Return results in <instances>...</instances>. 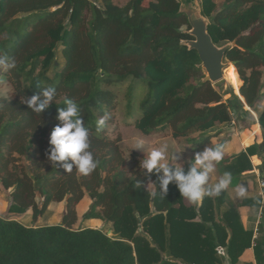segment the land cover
Here are the masks:
<instances>
[{"label":"trees","instance_id":"1","mask_svg":"<svg viewBox=\"0 0 264 264\" xmlns=\"http://www.w3.org/2000/svg\"><path fill=\"white\" fill-rule=\"evenodd\" d=\"M199 1L213 43L236 40L225 56L234 63L228 76L255 111L264 105V0ZM179 8L178 0H0V64L12 90L0 98V192L13 215L36 218L65 203L59 225L0 216V264H222L219 247L237 264L252 243L256 264L264 263V237L253 240L233 205L221 210L222 190L213 198L206 188L197 204L203 176L192 162L162 170L137 152L126 157L120 137L108 134L124 103L123 124L145 137L169 131L188 153L221 151L211 145L213 129L232 112L239 118L242 103L223 102L231 91L202 83L197 53L180 44L192 38ZM258 124L264 139V111ZM247 143L214 161L229 188L264 150ZM85 199L83 220L110 224L112 236L73 229ZM239 206L261 208L262 200Z\"/></svg>","mask_w":264,"mask_h":264},{"label":"rangeland","instance_id":"2","mask_svg":"<svg viewBox=\"0 0 264 264\" xmlns=\"http://www.w3.org/2000/svg\"><path fill=\"white\" fill-rule=\"evenodd\" d=\"M113 2L117 6H123L128 2V0H113ZM150 2L151 0H143V5H148ZM215 2L219 3L220 0H215ZM183 30H185V28H183ZM225 62H229V61L225 60ZM4 72H5V66L0 64V98L9 96L12 91L10 85L4 82L2 79V74ZM202 73L204 75L203 70ZM224 73L227 76L229 70L225 69ZM233 77L234 76H231L230 80H226V77L224 76V80L215 85L217 88L221 89V92L223 94L226 92L230 93V91L232 92L231 94L224 95L223 102L234 100L235 97L239 99V97L235 94L232 86ZM241 86H242V82L240 87ZM111 90L113 91V89ZM125 90L126 87H123L121 90L117 91L118 101H122ZM238 94H239V90H238ZM123 106L124 103L119 104L116 109V114L114 116L115 119L113 122L115 123L116 121V123L113 125L109 124L107 127H108V134L111 138L120 137L119 145L121 151L124 153L126 157L129 151L137 152L141 155L146 156L154 166L162 170H167L169 168L180 169L191 162L194 165L198 163V169L201 171L203 177L206 176L208 178L212 176L211 167L213 165V160L215 158V155L211 154L210 152L198 156L193 153H188L184 149V141L183 140L176 141L171 139L169 131L152 137H145L141 135L131 125L127 123H126L127 125L123 124V121L125 119L123 118V113H124ZM247 107H245L242 103V110L247 111L253 117V121L251 118L247 116V118L245 117L244 119H242L241 122H238V120L236 119L237 117H235L234 112H232L230 116V119L232 121L230 120V122L228 123L218 124L219 125L218 128L220 129L221 132V135L218 139H220L223 143L226 142L225 144H227L231 139L236 137L238 141H240L241 138L244 147H247L248 144L247 142H251L248 139L249 137L257 136L258 140H261V136L259 135V127L257 125L255 127L253 126L255 118L256 120L258 119L260 108L256 109L255 111H252L251 108L249 107L247 108ZM248 130L251 131V135L249 137L247 135ZM213 142L218 143L219 140L215 139ZM245 143L247 144L245 145ZM261 154H264V152H262ZM253 163L258 164L259 162L257 159H254ZM253 184H254V188L257 189L258 181H254ZM208 186L207 188L211 190V188ZM200 190H202V188H200ZM252 191L255 190L253 189V187H251V185H248V183L246 187L243 188L244 194L247 192L248 194H250L252 193ZM37 202L40 203L41 202L40 199H38ZM89 206H90V202L85 199L76 207L77 222L73 225V229L95 228L101 230L108 236H112V229L110 224L103 223L100 220H88V221L83 220V216L87 212ZM8 209H9L8 192H0L1 217L6 219H14L20 222L25 227H43V226L59 225L61 223V218L65 209V203L63 202V203L51 204L44 214L39 215L36 218L33 216L30 210L22 215H13L8 213Z\"/></svg>","mask_w":264,"mask_h":264},{"label":"crops","instance_id":"3","mask_svg":"<svg viewBox=\"0 0 264 264\" xmlns=\"http://www.w3.org/2000/svg\"><path fill=\"white\" fill-rule=\"evenodd\" d=\"M240 99V98H239ZM241 103H243V105L245 107H247V105L244 103V100H241ZM248 108V107H247ZM259 114H261L264 111V105L259 107ZM242 112H247V111H243ZM252 113V112H251ZM239 118H236L238 120V122H241L242 119H244L242 117L243 113H240L239 111ZM232 121V120H231ZM254 127L257 125L259 127V135L261 136V142H258V138L256 136V138L253 140V144H258V145H264V139L261 133V128L258 124V119L254 120L253 123ZM234 125V124H233ZM219 125H217L213 130L218 132L219 135L215 138L217 140H219L218 143H214L213 141L215 139H213L211 141V145L213 147L218 148L219 146H222L221 151L219 152V154L217 155L219 156H234L239 154L240 152L244 151L246 148L248 147H244L243 142L238 141V139L235 137L233 139H231L229 141V143L225 144L223 143L220 139H218L221 135L220 129L218 128ZM250 130H248L247 135L249 133ZM251 137H249L248 139L250 140ZM249 144V143H248ZM246 145V143H245ZM211 153V149L205 150L203 152H200L198 154L195 155H201L204 153ZM264 152V150L261 148L259 150V153ZM212 154V153H211ZM210 155V154H209ZM217 156H215L214 160H213V165L211 167V172H212V176L210 177H206L204 176L199 183L198 186V192H197V204L199 205L201 202V198L205 192V189L208 187L211 188L212 191V197L215 198V190H222L223 191V198H222V205H221V210L224 211L226 209H228L229 205H233L235 206V209L240 217V223L242 225V227L244 228V230H252L253 231V240H256L259 237H264V194H263V190L262 187L264 186V173H263V160H264V154L260 155V158L258 156H253L250 157V162L251 165L253 167V170L251 172L248 173H244L242 176L243 178L241 179V181L238 183L237 186L235 187H228L227 186V181L225 178H219L218 175L215 172V166H214V161L216 160ZM261 156H263V159H261ZM257 159L258 160V164H254L253 160ZM195 167L198 169V163L195 165ZM254 181H258V187L257 189L254 188ZM262 184H261V183ZM251 185V187H253V189L255 191H252V193L248 194L243 192V188L246 187V185ZM200 188H202V190H200ZM256 195V197H255ZM250 198H259L262 200V207L261 208H255V207H240L239 203L245 199H250ZM217 218H218V214H217ZM97 222V221H96ZM91 223V222H90ZM95 223V222H94ZM95 229V228H93ZM253 245L254 243L251 244V248L246 250L242 256L239 258L238 263L237 264H256V260H255V254H254V249H253ZM222 251L221 254H219V258H221L222 260V264H230L229 259L225 253V250L222 247H219ZM264 256V255H263ZM264 264V263H263Z\"/></svg>","mask_w":264,"mask_h":264},{"label":"water","instance_id":"4","mask_svg":"<svg viewBox=\"0 0 264 264\" xmlns=\"http://www.w3.org/2000/svg\"><path fill=\"white\" fill-rule=\"evenodd\" d=\"M179 12L186 16L190 29L186 31L191 40L181 41V45L189 51H195L199 57V67L204 71L202 83L216 85L224 80V70L232 62H225L228 50L236 46V40L222 46L213 43L208 33L209 19L202 14L201 3L198 0H178ZM240 113H243L240 111Z\"/></svg>","mask_w":264,"mask_h":264},{"label":"bare ground","instance_id":"5","mask_svg":"<svg viewBox=\"0 0 264 264\" xmlns=\"http://www.w3.org/2000/svg\"><path fill=\"white\" fill-rule=\"evenodd\" d=\"M231 66H232V65H231ZM231 66H230V67H231ZM230 67H229V68H230ZM233 67H234V66H233ZM229 68H227V69H229ZM227 69H226V70H227ZM224 76L226 77V80H230V77H229L228 75L226 76L225 73H224Z\"/></svg>","mask_w":264,"mask_h":264},{"label":"built area","instance_id":"6","mask_svg":"<svg viewBox=\"0 0 264 264\" xmlns=\"http://www.w3.org/2000/svg\"><path fill=\"white\" fill-rule=\"evenodd\" d=\"M221 253H222L221 249L220 248H217V254L219 255Z\"/></svg>","mask_w":264,"mask_h":264}]
</instances>
